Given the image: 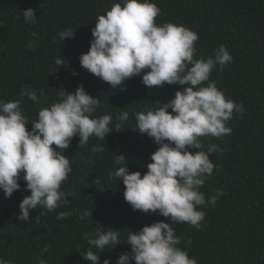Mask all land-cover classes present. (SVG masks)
I'll use <instances>...</instances> for the list:
<instances>
[{"label":"trees","instance_id":"obj_1","mask_svg":"<svg viewBox=\"0 0 264 264\" xmlns=\"http://www.w3.org/2000/svg\"><path fill=\"white\" fill-rule=\"evenodd\" d=\"M123 0H0V100L20 98L22 88L37 91L39 103L23 98L21 107L29 120L40 108L58 102L57 90L75 92L83 84L86 92L99 97L94 115L110 114L113 127L127 111L123 130L112 131L105 140L90 139L83 147L79 136L64 149L72 167L61 189L71 192L68 203L49 211L38 206L28 222L18 219L19 204L30 195L22 179L21 189L6 198L0 190V258L10 264H91L82 252L91 246L83 234L111 228L121 230L120 242L113 248L92 250L103 260L116 264L131 246L124 241L129 231L169 217L133 210L125 201V186L110 177L119 165L116 154H123L129 171H147L151 154L159 147L154 139L134 130V113L174 98L182 88L164 84L149 88L142 74L124 81L122 89L112 87L80 65L79 57L90 48L97 17ZM160 9L156 23L183 24L198 33L194 58L214 56L225 45L233 60L210 74L226 98L243 104L242 113H233L227 122L231 134L222 138L202 137L205 148L215 144L213 174L201 187L206 199L220 190L215 206L205 205V219L199 228L173 223L180 247L198 264H264V0H152ZM32 8L35 23H26L23 10ZM72 29V38L58 39L60 31ZM68 63L58 66L56 58ZM73 70L76 75H73ZM147 71V70H145ZM204 82L201 86H206ZM40 90L44 95H40ZM171 111V109H169ZM26 127L31 130V123ZM93 146H104L93 152ZM55 147V145H53ZM60 150V149H57ZM199 151V149H190ZM61 211L72 215L57 219ZM88 211L92 215L83 216ZM47 251H43L44 249ZM132 264H135L133 261Z\"/></svg>","mask_w":264,"mask_h":264},{"label":"clouds","instance_id":"obj_2","mask_svg":"<svg viewBox=\"0 0 264 264\" xmlns=\"http://www.w3.org/2000/svg\"><path fill=\"white\" fill-rule=\"evenodd\" d=\"M161 9L152 0H123L114 3L110 10L97 17L92 29L93 40L86 53L80 55V65L91 74L108 83L112 89H122L124 81L141 75L149 88L164 84L182 86L174 98L166 103L157 102L155 107L135 112V126L141 135L154 139L159 146L151 154L147 171H129V163L123 154H116L119 165L110 177L123 182L125 201L133 210L143 213H158L169 217L172 223L160 220L144 225L138 232L129 231L126 239L131 253H122L116 264H198L182 249L180 236L176 235L173 223H187L195 228L205 219L202 206H215L223 193L220 190L207 199L200 189L213 174L215 164L210 160L213 152L221 151L215 144L203 145L202 137L222 138L232 129L227 122L233 113H242V102L226 98L210 74L219 65L233 60L225 45H220L214 56L194 58L197 53L198 33L183 24L156 23ZM26 23H35V10H23ZM74 31L59 32L58 39L72 38ZM55 63L68 67L59 55ZM147 70V71H145ZM73 75H76L73 70ZM208 82L206 86H201ZM61 99L40 108L36 118L29 120L21 104L26 96L39 103L37 91L22 88L20 98L5 102L0 100V190L11 198L21 189L19 180L26 182L30 195L19 204L18 219L28 222L38 206L49 211L68 203L71 192L61 189L72 172L69 156L64 149L72 139L79 136L81 147L92 138L105 140L112 131H120L129 119L122 112L113 127L110 114L94 115L100 106L99 97H93L80 84L75 92L57 90ZM40 90V95H44ZM171 109V111H169ZM31 123L29 130L26 125ZM55 145V147H53ZM60 149V150H57ZM190 149H199L191 151ZM104 146H93L92 151H103ZM72 215L61 211L57 219ZM92 215L85 211L83 216ZM121 230L111 228L83 237L91 246L82 252L84 260L101 264L100 251L113 248L120 242ZM43 251H47L45 248ZM0 264H10L0 258ZM39 264H46L44 259ZM102 264H111L109 259Z\"/></svg>","mask_w":264,"mask_h":264}]
</instances>
